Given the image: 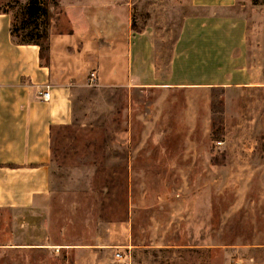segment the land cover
Segmentation results:
<instances>
[{
	"label": "rangeland",
	"instance_id": "1",
	"mask_svg": "<svg viewBox=\"0 0 264 264\" xmlns=\"http://www.w3.org/2000/svg\"><path fill=\"white\" fill-rule=\"evenodd\" d=\"M25 1L0 0V10L13 18ZM257 1L233 12L248 15L249 66L264 81V3ZM50 7L52 24L78 29L86 45L99 28L102 36L118 34L124 51L129 30L152 26L165 67L183 19L198 11L191 0H56ZM103 89H77L74 121L55 130L50 206L1 217L20 238L30 232L51 245L32 264H125L117 251L130 264H264V87L251 96L217 88L213 96H127L123 88L107 96ZM148 128L165 133L146 137ZM131 141L140 148L129 165ZM185 156L195 172L186 182L165 164ZM190 207L198 211L185 212ZM20 221L29 227L18 229ZM100 242L111 245L104 258L87 255V245Z\"/></svg>",
	"mask_w": 264,
	"mask_h": 264
},
{
	"label": "crops",
	"instance_id": "2",
	"mask_svg": "<svg viewBox=\"0 0 264 264\" xmlns=\"http://www.w3.org/2000/svg\"><path fill=\"white\" fill-rule=\"evenodd\" d=\"M29 2L51 4L56 0L22 4ZM70 4L65 6L67 12ZM239 4L251 6L252 0H191L198 11L183 19L166 67L160 60L157 33L150 25L141 31L129 30L123 51L117 48L120 39H114L118 34H107L106 27L104 36L99 28L94 30L92 44L86 45L78 29H57L54 23L47 65L38 45L16 41L11 33L12 12L0 10V264H32L38 255L50 252L51 245L33 241V233L20 238L11 225L4 229L1 217L44 212L50 206L54 133L74 121L77 89L104 88L107 96H115L122 88L127 96L150 90H161L164 96L175 90L190 92L186 96H213L217 88L232 91L234 96H251L264 87L249 66V18L245 12H233ZM75 13L72 21L77 19ZM91 73H95L94 85H90ZM41 89L49 91V100L39 96ZM153 130L148 128L146 137L165 133ZM129 144L132 165L138 159L134 151L140 143ZM189 161L193 160L185 156L178 164L165 162L166 172L190 181L195 172L194 162ZM185 209L192 212L194 208ZM27 226L25 221L16 224L18 229ZM110 246L105 242L87 245V255L102 260ZM123 255L132 262L129 255Z\"/></svg>",
	"mask_w": 264,
	"mask_h": 264
},
{
	"label": "trees",
	"instance_id": "3",
	"mask_svg": "<svg viewBox=\"0 0 264 264\" xmlns=\"http://www.w3.org/2000/svg\"><path fill=\"white\" fill-rule=\"evenodd\" d=\"M254 4H259L253 0ZM264 3V0H262ZM49 3L29 2L19 7L12 18L11 33L21 44H35L40 48V58L50 64V29L53 15ZM4 12L9 10L3 9Z\"/></svg>",
	"mask_w": 264,
	"mask_h": 264
},
{
	"label": "built area",
	"instance_id": "4",
	"mask_svg": "<svg viewBox=\"0 0 264 264\" xmlns=\"http://www.w3.org/2000/svg\"><path fill=\"white\" fill-rule=\"evenodd\" d=\"M95 84V73H91V81H90V85H94ZM39 96H41L44 100H49L50 98V93L48 90L46 89H41L39 90ZM218 144H222V141H218ZM116 257L123 261L125 264H130V259L126 256H124L121 252L116 253Z\"/></svg>",
	"mask_w": 264,
	"mask_h": 264
}]
</instances>
